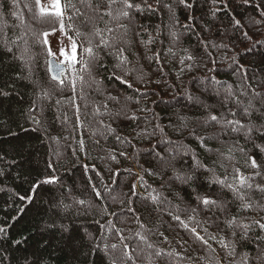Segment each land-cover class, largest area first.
I'll return each instance as SVG.
<instances>
[{"label":"trees","instance_id":"16d2710c","mask_svg":"<svg viewBox=\"0 0 264 264\" xmlns=\"http://www.w3.org/2000/svg\"><path fill=\"white\" fill-rule=\"evenodd\" d=\"M135 3L123 17L120 3L62 0L80 56L57 83L43 35L59 19L0 0V264H109L96 245L113 264H264V103L243 104L264 91V0ZM175 148L185 156L167 159Z\"/></svg>","mask_w":264,"mask_h":264},{"label":"rangeland","instance_id":"374dc122","mask_svg":"<svg viewBox=\"0 0 264 264\" xmlns=\"http://www.w3.org/2000/svg\"><path fill=\"white\" fill-rule=\"evenodd\" d=\"M41 4L43 6H45V7H48L49 6V0H41ZM148 6H151V5L149 4ZM144 9H146V11H147L148 8L145 7ZM130 10H131L130 12L133 13V12L139 11V8H134V9H130ZM143 11H145V10H143ZM27 15H28L27 18L30 21H32L33 18H30V16H29L28 13H27ZM22 29H23V35H22L23 38L22 39H23V41H25L27 39V37L32 36V33H31L30 29H29L28 23L22 25ZM45 33H48V35L45 36ZM45 33L43 35V39H44V42H45V40H47V43H45L46 46H47V49L49 50V48H51V50H52V53L53 54L51 56H53L60 63H68V64H71V63H73V62L76 61L75 60V61H71L70 62V60L65 59V56H63V55L60 54V49H64V51L70 57L71 56V45H72V41H73L72 39H70V37L68 35L65 34L64 30L61 31V26L58 27L57 29H54L52 31H47ZM77 55H78V50H77L76 56ZM252 55L254 56V58H259L258 54L257 53H254L253 50L251 52V56ZM79 56H80V54H79ZM235 73L237 74V78H236V76H234L235 80H238V83L239 84H241V85L243 84L244 88L245 87L247 88V84H246L245 79H244V77H246V79H247V76H243L241 73H239V71H237ZM243 86H241V89H243ZM205 88L208 89V90H212L214 87L212 85H207ZM224 90L226 91V96H225V102L226 103H228V101H231V100H234V99H235V102H239L240 101L239 99H237V101H236V98L234 97L233 94L230 93L231 91H229V88L228 87H225ZM257 94H259V95H257ZM245 98H247L248 101H246V103H243V104H246L247 106H249V108L251 106L252 108H250L249 111L250 112H254V109H255L253 107V103L254 102H257L259 104L260 103L261 104L264 103V91L253 89V90H251L249 92L248 97H245ZM50 99H51L50 95H47V97H45V100L46 101H49ZM198 103H199V100H194L193 99L192 101H190V103L188 102L185 105L187 107L197 108ZM54 109H55V112H57L58 107L56 106ZM244 117H245V123L247 124L248 127H246L247 129H245V133H243L244 134V137L243 138L244 139L246 138V140H249V138H251V131H249V129H248L249 128V121H248V119L246 118L245 115H244ZM225 124H226V122L222 120L221 122H219V124H216V127L217 128L225 127ZM225 128L226 129H229V132H231V134L233 136H235V137H237V135H240V133H241V129L238 126L228 125ZM253 128L254 127L252 126V129ZM255 128H256V130L258 132H261V131L264 130V129L261 130V128H258V127H255ZM217 142L221 146L222 145H225V143L223 142V139H221V140H219ZM169 148H172V147H169ZM53 150H54V148H52V152H53ZM167 150H169V149H167ZM175 150H177V152L175 151V154H172L169 151H168L169 154L166 153L167 154V159L169 158V160H172V159L173 160H176L179 157L182 158L183 156H185V153L186 152L183 149H181V148H175ZM165 155H163L162 158L165 157ZM149 156L151 157V160L153 159L152 161H154V159L157 158L155 156V153L154 152H149ZM263 157H264V154H263ZM55 160H57V159H55ZM163 160L164 159H158L157 158V161H158L157 165H158V167H160V169L166 168V164H165L166 162L163 161ZM197 167H198V164H192L191 165L190 168H192V172H191L192 174H195V172H197V170H198ZM172 177H173L172 179L174 180V183L176 185L181 184V182H183L182 179H181L183 177V175L181 173H179L178 175H173ZM187 181H188V183L190 182L189 180H187ZM205 182L211 183L212 182V179L211 178H207L205 180ZM103 192H108V189H103ZM86 203L89 204L90 207L92 206L91 203H90V201H86ZM218 203H219V201H218ZM67 208H70V205H68ZM82 232L85 234V237L87 238V240H91L90 239L91 238L90 232H87V231L86 232L85 231H82ZM145 249L146 250H149V246L145 245ZM95 250L98 251V252H100L102 255H104L103 257L105 258V260H106L107 263L113 264L112 263V260H111V256L113 254H115V252H113V253H108L107 251L105 252L103 246H101V245L100 246H97L96 245L95 246Z\"/></svg>","mask_w":264,"mask_h":264},{"label":"snow or ice","instance_id":"6c2138e0","mask_svg":"<svg viewBox=\"0 0 264 264\" xmlns=\"http://www.w3.org/2000/svg\"><path fill=\"white\" fill-rule=\"evenodd\" d=\"M82 2H83V0H82ZM145 2H146V0H145ZM181 2L183 3L184 0H181ZM245 2H247V0H245ZM35 3H36L37 6H39V10H40V15L41 16H54V17L58 18L59 21H60V25H61V31L64 30L63 16H64V8L66 7V5L62 4V0H49V6L48 7L43 6L41 4V0H35ZM117 3H120V4L123 5V7L121 9H119V15L123 16V17H129L130 13L127 10L139 7V5L135 3V0H108L109 9H111L113 4H117ZM106 15L111 16L112 12L109 11V12L106 13ZM108 31L111 32L112 29H108ZM77 34L79 35V33H77ZM98 34L99 33H97V35ZM47 35H48V33H45V36H47ZM45 43H47V40H45ZM105 43H106V41H105ZM9 51H11V49H9ZM48 51H49V55L53 54L51 48H49ZM85 51L89 55H92V48L91 47L85 48ZM76 53H77V45H76L75 41H72L71 56L70 57L64 51V49H60V54L65 56V59L70 60V62L76 60V58H77ZM0 94L7 95L6 92H2V91H0ZM257 95H259V94H257ZM232 115L234 116L235 113H233ZM210 120L211 121H217L218 117L215 116V115H211L210 116ZM228 123H232V121H228ZM241 127H243V126L241 125ZM249 131H251V130H249ZM262 151H264V149H262ZM251 166L253 168H258L259 167V165L257 164V161L255 159L251 160ZM49 182H54V181H44V183H49ZM219 183L223 184L224 182L223 181H219ZM239 185L241 187H243L245 185H247V187H249V188L252 187L251 184L247 183V178L244 177L243 175L239 176ZM228 187L231 188L233 191H237V189L234 188L233 185H231V184L228 185ZM260 190L264 191V188H261ZM20 199L23 200V199H26V197L25 196H21ZM198 199L205 206H215L217 204V202L215 200H212V199L207 198V197H198ZM241 199H243V197H241ZM81 203H83V201H81ZM248 206L249 205H245V207H248ZM176 219L179 220V217L177 216ZM181 223H184V222L181 221ZM232 223H235V221L230 222V226H231ZM256 223L259 224V227L261 229H264V223H259V221H257ZM184 226L187 227L186 224ZM242 227L245 228V230H247V228L249 226L248 225H242ZM0 231H2V229H0ZM192 231L195 232V229H192ZM198 239H202V237L198 236ZM113 247H115V245H113ZM157 254H159V253H157Z\"/></svg>","mask_w":264,"mask_h":264},{"label":"water","instance_id":"95a60500","mask_svg":"<svg viewBox=\"0 0 264 264\" xmlns=\"http://www.w3.org/2000/svg\"><path fill=\"white\" fill-rule=\"evenodd\" d=\"M48 72L51 80L54 82H61L62 75L66 72V67L64 64H58L54 58L48 60Z\"/></svg>","mask_w":264,"mask_h":264}]
</instances>
